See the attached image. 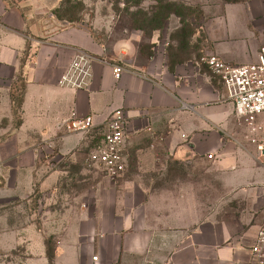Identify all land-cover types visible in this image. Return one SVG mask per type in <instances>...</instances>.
<instances>
[{
  "label": "crops",
  "instance_id": "1",
  "mask_svg": "<svg viewBox=\"0 0 264 264\" xmlns=\"http://www.w3.org/2000/svg\"><path fill=\"white\" fill-rule=\"evenodd\" d=\"M59 3L0 0V82L23 86L18 124L0 138V176L12 188H31L44 155L56 151L65 181L66 167L83 164L79 151L100 143L114 111L127 124L124 171L114 180L95 176L82 196L74 194L79 216L72 236L57 242L55 264H118L146 255L155 238L172 247L163 264H249L264 223V168L202 51L143 64L106 60L87 29L56 17ZM79 52L93 58L87 87H60ZM216 52L230 65L243 63ZM88 116L91 130H65V122Z\"/></svg>",
  "mask_w": 264,
  "mask_h": 264
},
{
  "label": "rangeland",
  "instance_id": "2",
  "mask_svg": "<svg viewBox=\"0 0 264 264\" xmlns=\"http://www.w3.org/2000/svg\"><path fill=\"white\" fill-rule=\"evenodd\" d=\"M74 1L80 5L70 12L76 19L71 24L89 31L106 60L143 64L154 57L171 60L183 51L192 54L196 50L202 51L205 64L204 58L218 55L220 47L234 62L245 65L254 63L247 61L252 49L257 52L264 45V0ZM168 4L174 13L168 21L162 26L151 23L159 7ZM1 36L0 30V39ZM22 88V83L0 82V138L18 124ZM259 120L264 122V114ZM93 144L91 141L79 151L81 166L66 167L65 181L63 177L59 179L63 167L56 159V151L44 155L47 164L36 168L31 188L24 182L12 188V183L0 176V264H41L42 258L47 264H55L57 242L72 236L79 216L77 205L81 198L74 194L82 196L93 177L106 176L101 167L88 161ZM50 174H54L52 180L42 186L40 180ZM65 204L71 206L67 213L62 208ZM154 241L159 244L152 245L143 257H124L118 264H163L172 247L160 244L167 239Z\"/></svg>",
  "mask_w": 264,
  "mask_h": 264
},
{
  "label": "built area",
  "instance_id": "3",
  "mask_svg": "<svg viewBox=\"0 0 264 264\" xmlns=\"http://www.w3.org/2000/svg\"><path fill=\"white\" fill-rule=\"evenodd\" d=\"M93 58L77 53L69 67L58 80L60 87L85 89L91 76ZM209 70L220 80L227 100L235 107L238 116L244 118L249 130V142L255 146L256 158L264 168V122L258 119L264 114V45L258 52V60L252 64L230 65L221 58L210 55L204 58ZM116 77L120 67L113 69ZM126 118L116 110L108 118L100 143L88 155L90 164L98 165L112 180L124 171L122 148L126 135ZM93 127L92 117L71 119L64 124L68 132H87ZM210 158V156H208ZM249 264H264V225L260 227L249 247Z\"/></svg>",
  "mask_w": 264,
  "mask_h": 264
},
{
  "label": "trees",
  "instance_id": "4",
  "mask_svg": "<svg viewBox=\"0 0 264 264\" xmlns=\"http://www.w3.org/2000/svg\"><path fill=\"white\" fill-rule=\"evenodd\" d=\"M74 2L76 4H74ZM72 0H60L59 7L54 11V14L59 20L68 22V23H73L76 19L73 15H71V11H73L77 5H80V2ZM170 4L164 5L159 7V11L155 12L153 16L150 18L151 23H157L159 25H164L165 22L168 21V18L170 15L174 14L170 10ZM70 13V15H69ZM21 100L19 101L20 104ZM51 259L48 260L49 263Z\"/></svg>",
  "mask_w": 264,
  "mask_h": 264
}]
</instances>
